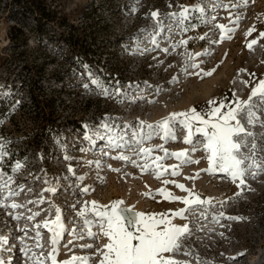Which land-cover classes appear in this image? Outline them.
<instances>
[{
    "label": "rangeland",
    "instance_id": "obj_1",
    "mask_svg": "<svg viewBox=\"0 0 264 264\" xmlns=\"http://www.w3.org/2000/svg\"><path fill=\"white\" fill-rule=\"evenodd\" d=\"M41 2L0 0V90L10 93L0 97V144L6 152L0 161V184L11 177L10 184L0 186V238L7 241L0 242V262L52 264L53 254L57 264L73 256L91 257L87 264H99L97 249L105 250L107 237L94 226L95 239L73 240L72 230L82 224L76 214L86 202L90 208L93 201L110 205L120 200L122 207L135 212L168 213L172 223L188 226V233L178 240L181 247L166 253V259L184 264H264V171L253 175L256 169L249 170L242 184L228 173L201 171L208 168V160L202 150L205 140L197 134L198 150L189 153L194 162L181 164L169 156L159 162L167 171L157 178L152 168L141 170L146 161L137 155L139 149H188L183 142L187 129L178 126L175 140L154 137L138 148L125 127L138 129L139 121L154 124L192 108L208 119L206 113L220 102L235 107L237 98L247 100L264 79V0H44L53 11L48 19L39 14ZM182 6L203 9V14L193 11L185 21V26H192L188 31L176 26L175 19H166ZM154 11L163 24L156 46L148 36L158 30ZM202 18L207 22L201 23ZM219 25L234 31L222 33ZM202 36L206 38L199 39ZM181 40L187 43L173 49ZM253 40L256 43L248 47ZM189 54L199 67L184 74L180 69ZM207 72L211 75L203 74ZM117 87L127 89L133 100L144 99H122L115 94ZM103 88L111 94H101ZM213 99L217 104L209 105ZM250 104L253 123L248 122L247 107L230 122L235 125L238 120L253 134L234 137L241 144L237 155L254 156L264 166V97H252ZM103 124L126 134L122 147H109L101 138L106 131L88 135ZM117 156L127 160L113 158ZM157 156L164 152L152 151L147 162ZM17 162L21 167L14 171ZM250 162L246 159L244 166ZM172 166H177L178 175H171ZM164 180L183 184L194 193L190 199L199 196L212 203L192 206L184 219L174 217L172 212L185 208L183 201L166 200L157 190L165 188L179 197L188 192ZM84 188L88 191L82 193ZM41 199L43 203H29ZM57 208L66 232L53 253L52 234L43 222L54 220ZM34 213L39 215L29 219ZM85 244L92 247H80Z\"/></svg>",
    "mask_w": 264,
    "mask_h": 264
},
{
    "label": "snow or ice",
    "instance_id": "obj_2",
    "mask_svg": "<svg viewBox=\"0 0 264 264\" xmlns=\"http://www.w3.org/2000/svg\"><path fill=\"white\" fill-rule=\"evenodd\" d=\"M219 2V0H218ZM193 11H199L203 14V9H197L195 6L193 9L182 6V11L179 13H170L166 19H175L177 21L176 26H180L182 31H188L191 25L185 26V21L191 19V14ZM154 21L157 25V31L148 33V36L152 39L154 46L157 37L163 31V24L159 22L157 12L151 13ZM206 19H201V23H206ZM222 33L227 31H234L232 28H226L224 25L218 26ZM142 34L147 33L146 29L141 30ZM264 35V33H261ZM206 36H202L199 39L203 40ZM222 38H226L223 37ZM139 39V37H137ZM191 39V38H190ZM187 41L181 40L177 44H173V49L177 48L180 44H186ZM256 41L253 40L248 47H251L252 44H255ZM144 51H148L145 49ZM167 52L168 49H163ZM204 53H196L195 56L205 55ZM195 56L189 54L185 60V64L182 66L180 71L184 74L188 73L189 68H198L199 64L193 63ZM90 71V70H89ZM200 75V73H194ZM204 75H211V72L203 73ZM176 77H173L175 81ZM96 86L100 85L99 80L91 81ZM87 87V85H85ZM159 91V89H157ZM101 94L109 95L111 94L107 88L101 89ZM115 94L121 96L122 99L129 100L130 102H137L140 99H144L143 96L135 97V100L132 99L130 92L127 89H115ZM123 94V95H122ZM10 96V93H4L0 90V97ZM260 96L264 97V79L260 80L259 83L251 90L247 100H241L237 98L234 103L235 107H230L224 102H220L219 106L211 107L210 110L206 113L209 117L208 119L204 118L200 112L195 108L189 109L186 112H174L170 113L168 116L161 118L156 121L154 124H149L145 121H139L138 129L131 128L129 125H125L126 128H130L132 133L133 142L139 148L140 143L151 140L154 137H159L162 140H175V129L178 126H183L187 129V134L183 138V142L190 145V148L183 149L179 151L169 152L163 147V145H156L154 148H140L137 155H142L146 163L141 168L142 171H146L149 168L155 172L157 178L162 176L167 169H163V165L159 163L163 159L168 158L169 156L175 157L177 161L181 164L193 163L189 153L197 151L198 149L195 146L194 137L197 134H201L205 143L203 144L202 150L207 153L208 168L201 171L206 172H215L220 171L230 174L232 180L235 182L237 179L240 180V183H244L243 176L249 170L255 168L256 171L253 172V175H256L259 171H264V166L257 164L253 157H246L244 159L238 158V153L241 148V144L234 141V137L244 134L245 136H251L252 133L245 132V129L241 126L237 120L236 124L233 125L230 123L233 120H236V113L241 111L244 108L249 109V120L248 122L253 123L252 117L254 113L251 111L250 101L252 97ZM154 101H149L152 103ZM209 105H216L217 101L215 99L208 102ZM222 108H228L226 112H222ZM197 122L198 125L197 126ZM102 131L108 133L107 136H102L101 138L107 139L109 147L120 148L124 145L125 140L124 136L118 128H114L113 125L103 124L95 133L90 132L88 135H99ZM5 145L0 144V161L3 160L5 156ZM154 150H161L164 152L163 157H155L152 159L151 163L147 161L151 159V152ZM255 151V145H253V152ZM115 159H124L127 160V157L117 156L113 157ZM65 159H68L65 157ZM250 160L251 162L244 166L245 160ZM135 164V161H131ZM198 163V161H195ZM98 163V162H97ZM21 167L19 162L15 165L14 171L18 170ZM177 166H172L171 175H178L176 170ZM163 169V170H162ZM73 170L69 168V172ZM3 173L0 172V177H3ZM198 175V174H197ZM189 179H194L195 177H188ZM78 180H82L83 177H78ZM47 183V181H45ZM11 183V177L3 180V183L0 186H6ZM163 183L175 184V186L183 191L188 192V196L179 197L175 196L170 192H167L165 188L158 189L164 199L169 201H183L185 208L178 209L172 212V216L180 217L184 219L185 211H190L192 206L211 204L212 201L201 200L199 196H196L195 199H190L189 197L193 196L194 193L186 189L183 184L176 183L174 180H164ZM46 191H56V189H46ZM88 189L84 188L81 190L82 193L87 192ZM14 193L10 192L9 196ZM148 195V193H145ZM8 197H5L7 199ZM29 203H43V199L39 201H29ZM92 207H87V202L84 207H81V210L76 214L82 220V224L77 228H74L71 232L73 240L77 237L91 238L95 239L97 233L93 232L92 227H99L101 229V234L104 237H107L108 242L103 245L104 251L97 249V253L101 254L102 259L99 261V264H184L183 261H177L174 259H166L165 254L171 253L174 250H177L181 247L178 243V240L188 233V226L177 225L172 223L169 219L168 213L162 214H145L143 212H135L129 208L122 207L123 201L117 200L113 201L110 205H97L95 201L91 202ZM6 206V205H5ZM12 208L19 207V205L12 204ZM54 207V206H53ZM75 207V205H74ZM56 218L54 220H45L43 222V227L47 228L51 235V243L53 245V253L57 252V245L61 243V238L65 234L66 229L62 223L60 210L56 209ZM86 213H94V217H87ZM39 215V213H34L33 216H30L29 219H33L34 216ZM229 219H235L234 217H229ZM131 226L134 230H130ZM34 227H40L39 225H34ZM83 228V231L79 229ZM39 235V233H37ZM0 242L6 243L5 238H0ZM73 241H69L71 244ZM81 248H91V245H80ZM49 258L52 260V264H57L55 255L50 254ZM91 257H76L73 256L69 260L60 261L59 264H87ZM3 264V262H0Z\"/></svg>",
    "mask_w": 264,
    "mask_h": 264
},
{
    "label": "trees",
    "instance_id": "obj_3",
    "mask_svg": "<svg viewBox=\"0 0 264 264\" xmlns=\"http://www.w3.org/2000/svg\"><path fill=\"white\" fill-rule=\"evenodd\" d=\"M17 4L21 3L23 0H14ZM44 0H42L43 2ZM39 3L37 6H39V14L42 18L48 19L50 18V15L52 14L53 11L49 10V6L47 3Z\"/></svg>",
    "mask_w": 264,
    "mask_h": 264
}]
</instances>
